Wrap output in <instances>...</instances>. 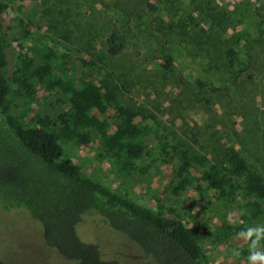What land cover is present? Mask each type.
<instances>
[{
	"label": "trees",
	"instance_id": "1",
	"mask_svg": "<svg viewBox=\"0 0 264 264\" xmlns=\"http://www.w3.org/2000/svg\"><path fill=\"white\" fill-rule=\"evenodd\" d=\"M159 2L147 3L134 26L126 21L124 28L111 27L104 39L106 52L118 54L134 42L132 37L155 31L167 43L160 67L171 73L174 54L194 41L186 22L192 17L179 0ZM214 2L191 0L198 11L215 9ZM262 6L245 8L255 19L250 23L258 38L264 36ZM5 8L0 0V209L26 211L39 222L44 244L75 264H121L104 259L97 245L79 238L76 226L83 214H98L123 233L149 259L147 264H210L199 226L169 216L158 198L156 208L137 202L84 173L64 154L62 141L97 144L99 157L109 161L114 173L144 171L138 161L152 152L147 137L153 125L140 109L117 102L116 88L96 80L93 63L81 56L44 45L38 56L19 52L8 76ZM145 12L148 22L141 20ZM235 41L212 47L233 81L252 66L249 50L242 59L240 40ZM191 49L203 51L201 44ZM121 83L130 85L126 79ZM159 146L161 161L174 173L173 190L191 187L209 193L223 208L233 206L240 213L235 222L221 214V224L212 230L215 240L241 235L253 242L241 219L264 214L263 172L233 144H222L220 155L211 159L165 140Z\"/></svg>",
	"mask_w": 264,
	"mask_h": 264
},
{
	"label": "rangeland",
	"instance_id": "2",
	"mask_svg": "<svg viewBox=\"0 0 264 264\" xmlns=\"http://www.w3.org/2000/svg\"><path fill=\"white\" fill-rule=\"evenodd\" d=\"M4 1L8 76L19 52L38 56L44 45L81 56L93 63L96 80L116 88L117 102L140 109L153 125L147 137L152 152L138 161L144 171L114 173L109 161L99 157L97 144L62 141L64 154L84 173L137 202L156 208L158 198L169 216L199 226L205 233L200 242L210 264H262L249 257L253 252L264 253V214L241 219L247 229L258 230L251 235L257 242L255 248L241 235L215 240L212 230L221 224V214L227 213L224 216L235 222L240 213L233 206L223 208L209 193L191 187L173 190L174 173L161 161L159 145L165 140L211 159L220 155L222 144H233L264 174V36L257 37L255 24L250 23L255 19L245 11L249 6L261 7L264 0H216L213 5L217 7L205 11L195 10L191 0H179L191 14L192 21L188 17L186 22L194 41L174 54L171 73L160 67L167 43L155 31L132 37L129 40L134 42L115 55L106 52L104 44L111 27L124 28L126 21L134 26L146 4L159 6L160 0ZM149 18L146 12L141 16L145 22ZM235 40H240L237 46L242 59H247V50L251 53L252 66L233 81L215 59L212 47ZM192 44H201L203 51L192 50ZM124 79L130 85H122ZM82 218L76 226L79 238L97 245L104 259L149 263L135 244L98 214H83ZM0 264L75 262L44 244L39 222L26 211L0 209Z\"/></svg>",
	"mask_w": 264,
	"mask_h": 264
},
{
	"label": "clouds",
	"instance_id": "3",
	"mask_svg": "<svg viewBox=\"0 0 264 264\" xmlns=\"http://www.w3.org/2000/svg\"><path fill=\"white\" fill-rule=\"evenodd\" d=\"M253 232H258V230H257V229H248V230H247V235H252ZM256 244H257L256 240H253V242H252V244H251V247H252V248H255ZM237 254H238V253H237ZM249 259H250L251 261H253V262L256 261V260H260V261L262 262V264H264V253L253 252V253L250 255Z\"/></svg>",
	"mask_w": 264,
	"mask_h": 264
}]
</instances>
